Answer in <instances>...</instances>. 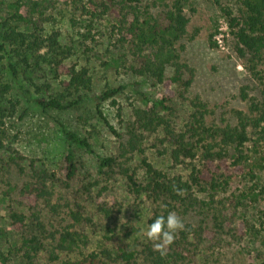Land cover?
I'll return each instance as SVG.
<instances>
[{
  "label": "trees",
  "instance_id": "trees-1",
  "mask_svg": "<svg viewBox=\"0 0 264 264\" xmlns=\"http://www.w3.org/2000/svg\"><path fill=\"white\" fill-rule=\"evenodd\" d=\"M196 1L0 0V202L9 203L6 224L0 225V264L15 259L38 264L42 253L54 264H223L224 250L246 236L260 242L257 256L264 258V219L248 218L245 212L248 203L264 194V183L240 192L232 186L251 159L248 145L264 143V0H240L238 12L224 9L233 49L260 93L252 95L250 85L242 86L239 97L246 109L232 108L220 118L208 100L189 95L196 71L184 57L186 40L194 38L186 11H195ZM59 4L66 7L75 35L63 36L56 28L46 32V25L57 23ZM213 36L210 42L216 46ZM76 50L132 82L94 93L88 68L68 62ZM43 70L59 81L61 92H53L52 80L38 81ZM143 83L152 89L134 88ZM131 87L136 102L123 136L100 104L111 100L121 116L117 98ZM20 96L43 112L73 110L92 97L99 118L125 138L116 153L99 157V178L81 179L96 213L109 222L100 250L84 251L89 238L79 226L93 218L63 194L81 176L83 153L93 152L98 135L90 131L84 136L58 122L67 141L60 160L50 166L26 165V157L13 147L8 125L21 109L20 118L28 114ZM175 101L186 106L183 121ZM149 138L174 166L187 167L188 174L154 166L145 155ZM136 155L141 157L138 166L132 163ZM14 170L26 178L22 184L13 181ZM115 176L125 182L131 205L101 199ZM144 201L150 205L146 229L157 215L169 212L184 225L162 252L154 248L159 241L148 240L134 224ZM128 210L135 211L132 219L125 217Z\"/></svg>",
  "mask_w": 264,
  "mask_h": 264
},
{
  "label": "rangeland",
  "instance_id": "rangeland-1",
  "mask_svg": "<svg viewBox=\"0 0 264 264\" xmlns=\"http://www.w3.org/2000/svg\"><path fill=\"white\" fill-rule=\"evenodd\" d=\"M239 6L240 0H200L192 4L195 11H186L190 17V25L188 27L189 36H194V38L192 40H186L188 42L186 43L184 57L196 71L195 81L190 89L189 95H200L205 100H208L211 106L216 108L219 118L222 112L229 111L232 108L246 109L247 104L241 101L239 97L242 86L250 85L252 87L250 94L252 95L260 93L259 84L244 68L242 59L238 58L233 49L234 39L230 34V29L224 16V9L229 7L238 12L237 9ZM67 14L66 7L63 4H59L54 12L57 23L54 25H46V32L51 31L52 28H56L62 31L63 36L75 35V31L69 27ZM220 33L223 34V48L217 44V36ZM211 34L214 35L212 39L216 41V46L211 45ZM76 51L68 62L88 68L93 79L94 93H102L108 86L119 87L132 82L133 79L130 76L120 74L114 70L104 69L100 66V62L96 58L88 57L81 51ZM37 79L39 82L52 80L50 82L52 83L53 92L62 91L59 81L51 79V75L44 70L38 74ZM137 87L141 90L152 89L148 83L134 86V88ZM132 89V87L127 88L117 98L122 107L121 116L118 115L117 107L112 104L111 100L100 104L108 122L118 133L123 134V136L126 133L127 123L131 119L132 104L136 102ZM20 97H22L23 107L27 109L29 106L28 114L20 118V115L24 111L21 109L9 120L8 125L10 134L14 140L13 147L19 149L20 153L26 157L24 161L26 165H29L33 161L39 166L43 163L50 166V164H55L60 160L66 150L67 141L58 122L65 123L69 129L77 131L84 136L90 131L98 135L94 138L93 152L83 153L82 159L84 166L81 170V176L72 182V186L68 190L62 192L72 204H80L85 210V215H90L93 218V223H83L79 226L80 231L86 233L89 238L87 248L84 251L100 250L103 247L102 245L105 244L103 227L107 226L109 222L104 220L100 214L96 213L95 202L83 191L81 179L89 183L99 178V174L97 173L99 157L116 153L120 142L125 138L113 134L104 124V121L99 118L96 112V101L92 97L85 98L77 108L66 112H43L35 104L28 103L25 96ZM31 97L32 99L34 97L32 89ZM175 102L177 103L175 107L178 110V115L181 121H183L186 106L179 103V101ZM152 140L151 138L146 140L145 155L154 166L171 173L188 174L187 167L174 166L167 153L162 154L157 148H154L152 146L154 143ZM248 147L251 159L247 163L245 173L241 177H238L232 185L233 189L237 188L239 192L248 189L253 183H264V143L258 148H254L251 143ZM140 162V155H136L132 163L138 166ZM251 173L256 175L255 179L250 178ZM11 175L13 181L19 184H22L26 179L16 170L12 171ZM140 175H143L142 171H140ZM124 183L123 180L115 176L114 180L109 184L108 189L102 193L101 199L111 201L117 198L123 201L125 205H131L133 200L126 192ZM102 185L100 184L94 190L98 191ZM143 203L137 218L133 217V219L136 226L145 230L147 218L150 216V205L146 201ZM8 205L9 203L7 202H0V225L6 224ZM246 208L245 212L248 214V218L263 220L264 194L259 196L258 202L248 203ZM133 212L135 214V211ZM133 212L128 210L125 216L126 219H132ZM243 224L245 225L244 222ZM262 248L260 242L254 241L250 236H246L243 240L233 242L232 246L224 250L222 263L264 264V258L261 259L257 256V249ZM63 256L67 258V255ZM73 256L68 258H72ZM35 263L54 264L48 261V256L45 253H42L35 260ZM11 264L30 263L15 259Z\"/></svg>",
  "mask_w": 264,
  "mask_h": 264
},
{
  "label": "clouds",
  "instance_id": "clouds-1",
  "mask_svg": "<svg viewBox=\"0 0 264 264\" xmlns=\"http://www.w3.org/2000/svg\"><path fill=\"white\" fill-rule=\"evenodd\" d=\"M184 225L174 212H169L166 216L157 215L147 229L143 230V235L150 241H159L154 243V248L163 251L168 245H171L176 231L183 230Z\"/></svg>",
  "mask_w": 264,
  "mask_h": 264
},
{
  "label": "built area",
  "instance_id": "built-area-1",
  "mask_svg": "<svg viewBox=\"0 0 264 264\" xmlns=\"http://www.w3.org/2000/svg\"><path fill=\"white\" fill-rule=\"evenodd\" d=\"M225 20V19H224ZM227 27V26H226ZM218 40H217V44L223 48L224 47V39H223V34L220 33V35L217 36Z\"/></svg>",
  "mask_w": 264,
  "mask_h": 264
}]
</instances>
